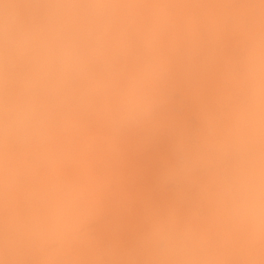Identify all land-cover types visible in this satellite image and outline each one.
Returning <instances> with one entry per match:
<instances>
[{"label": "bare ground", "instance_id": "bare-ground-1", "mask_svg": "<svg viewBox=\"0 0 264 264\" xmlns=\"http://www.w3.org/2000/svg\"><path fill=\"white\" fill-rule=\"evenodd\" d=\"M33 1H36L35 4H37L35 5ZM39 1L40 4L37 0H0V118L3 116L2 110L7 102L15 103L24 95L29 96L37 109L36 119L26 134L20 132L13 133L11 136H0V264H264V200L262 199V196H264V145H262L261 152L257 153L255 150L256 140L260 142L264 140V38L262 37L264 34L259 35L264 29L260 27L264 24L262 19L264 16L262 18V15L258 16L257 19L255 15L258 13H254L255 15L250 19L254 10L253 7H255L253 4L258 2L254 1L253 3L251 1L249 6L247 5L250 4L249 1L246 0V3L243 4V0H241L243 7L245 6L244 11L239 13L238 16L233 14L237 20H239V17L244 19L240 15H247L244 12L252 8L249 10L250 12L247 11L250 17L243 16L247 17V21H245H249L251 26L255 23L256 25H254L259 30L254 25L251 28L247 26L250 30L245 28L247 33L244 30L246 34L242 38L240 36L243 33L242 28V33L241 30L238 31L239 29L236 28L237 32L241 33H239L240 35L233 33L236 32L234 31L236 29L231 28L239 27L237 22L234 24L236 26L232 24L233 21H236L235 18L230 16L233 19H230L232 23L229 21L231 26H224L225 20L227 22V19H229L225 17H229L228 14H232L234 11L230 9L227 11L231 6L229 0V2L224 0L226 3L223 0H208L207 3L206 0H203L206 3L203 6H200L201 2L199 3V1L201 0H197V2L191 0L192 3H196V6L189 0H141L140 3L143 4L140 7L142 9H137L140 0H87L91 4L94 3L91 5L94 8H85V0L83 1L84 4L80 3L82 8L75 7L74 4L77 0L72 2L69 0ZM66 1L71 4L64 3ZM136 2L137 5L134 4ZM239 2L238 5L242 6ZM263 2L264 0H260L261 4ZM95 4H98V8L105 7V4L107 6L114 4V7L115 5L118 7L114 8L112 6L111 14L107 16L106 12L101 11L100 13L99 10L98 12ZM119 4L121 9L117 10L116 8L119 9L120 7ZM133 4L136 6L134 7ZM34 5L37 6L36 9L32 7ZM144 5H146V8ZM247 6L250 8H246ZM259 6L261 5L259 4ZM122 7L124 8L122 9ZM194 7L196 10H194ZM200 7L205 8V10L203 8L204 13L201 12L202 10L200 11L203 14H198L200 13L199 10L202 9ZM241 8L239 11H241ZM263 8L261 7V10ZM106 9L108 10V8ZM256 10L260 13V8ZM262 12L264 14V11ZM112 13H115L114 16H112ZM195 14L202 16L196 17L203 19V21L201 20L203 23H200L201 21L198 18L199 21L196 20L195 23ZM111 16L115 21L118 19L119 24L113 21L110 18ZM114 17H117V19ZM106 18H109V23H107L110 26L105 23ZM223 18L224 23L221 20ZM17 19L22 20L25 25L19 24ZM30 19H36L37 21L34 20L33 22L31 20V23ZM110 19L113 24L116 23L115 26L112 25V22L110 24ZM255 19L261 21L262 24L259 25L257 20V22H254ZM251 20L253 23H251ZM218 21H222L224 24V31L228 27L230 28L228 30H233V32H229L234 34V36L232 33L230 34L233 37L231 38L232 42H229L231 36L228 32V34L223 32L227 36L229 35L228 39H225L227 40L224 41L225 43L222 41L224 44L220 41V44H217L214 40H212L213 42L210 39V41L208 40L210 30L208 26L218 23ZM244 22H240V26ZM117 25L119 29H117ZM197 25L203 29L200 33L204 37L205 34L203 33L209 29L208 32L206 31L208 38L205 39L207 40L203 39V41V36H198ZM112 26L116 28L115 33H117V35L111 34L113 37L108 34V32L110 33L111 30L115 29ZM199 27L198 30H200ZM251 29L254 31V35L249 36L252 33ZM118 30L121 35L125 31L126 34L123 33V35L125 34L130 38L128 40L125 36L121 38ZM162 31L169 36L165 37ZM105 34L109 36H106L108 39H104ZM247 34L249 37H246ZM256 35L262 38L259 39L260 37L258 38ZM116 36L121 38L120 43H118H123L120 47L129 45L127 49L130 50L133 43L134 46L132 47L135 48H133L135 52L130 55L124 54V56H128L127 58L125 56L127 60L122 56L119 59L121 60L120 63H117L119 60L117 62H115L116 60L112 61L114 66L117 63V68L110 65L111 63H107L109 64L107 70L111 71L113 68L114 71L111 72L114 74L107 70H105L106 72L100 70L101 77L99 74V76L92 75V78L88 75L90 76L87 79L89 83L87 80V82H83L81 77L86 76L88 73L85 74V69L84 75L81 76V68L92 64H94V67L101 66L102 63L97 66L96 60H99V57H102V52H105L103 49L107 47L106 42L110 41L108 47H111L119 40V38L116 39ZM196 36L200 39L197 40ZM238 36H240V39H235ZM200 40L203 41V45ZM128 41L133 42L128 44ZM155 47H159V49ZM111 48H108V50ZM154 48L157 49L156 52ZM121 49L123 48L119 50ZM152 49L154 52H151ZM100 51H102L101 56H98ZM123 51L120 52L123 53ZM74 52L80 56V60H77L74 54L72 55ZM241 54H243V57H241L244 62L248 63L250 61L249 66L242 67L244 66L243 61L238 62V56ZM87 55H91L93 61L96 62H92V58L89 60ZM93 55L97 56L93 57ZM72 57H75L74 60ZM83 57L85 59L87 57V61ZM122 58H124V62H122ZM99 61L98 63H100ZM241 62L243 65H241ZM77 63L82 64H79V66ZM118 64L121 66L118 67ZM103 66L105 67V65ZM163 66L169 70L171 75L170 79L172 81L168 82L172 85L169 84V88L175 87L177 89L176 86H178L186 97L184 98L188 102L187 106L194 109V115H197L201 125L206 130H212L210 139L206 134L209 141L201 137L204 139L201 143L205 145L201 144V146H204L201 148L203 149L201 155H196L195 152L197 151H195L194 145L191 144V147V145H188L190 143L186 141L188 135L185 136V134H189V130L185 134L183 132L186 131L184 130L185 127L188 128V123L184 124L185 121L183 123L179 121L183 117L178 118L175 122L177 126V123L181 124L182 127L185 126L183 129L174 124L175 118L171 115L174 114L177 117L178 114L168 101H173L175 98L177 100V96L167 101L165 93L162 94L164 91L161 92L159 89L150 91L147 90L148 87L145 88L144 84L147 80H154L155 75L157 77L161 76L160 73L164 71ZM91 67L89 70L92 69ZM72 68L75 69L72 70ZM101 68L103 67L101 66ZM114 68L120 71H116ZM115 71L118 75L123 73L124 80H126H122L123 86L120 88L122 89V92L119 91L120 95L117 93V90H120L118 87L115 88V93H111L113 97L120 96L114 97V103L117 106L121 104V108L115 105L117 107L116 111L123 108V116L129 115L128 117L125 116L126 119L131 118L134 114V117L139 116V118L136 117L137 119L134 118V121H138L140 133L142 130L141 136L135 139L134 134L136 131L133 132L134 129L136 130L133 127L135 124L132 125L133 122L127 121L131 122V124H128L132 128L130 126L128 127L131 129L127 128L130 130H126L121 125L123 130L132 131L131 134L134 133L132 134L133 139L129 137L130 134L125 137L126 139L123 137L125 139V141L123 140L124 143L121 140L122 138L118 137L122 135L118 133L123 130L117 126L121 130L117 132L116 129L118 128L111 125L115 121L107 126L108 122H104L105 119L102 117L101 122L99 120L100 123L96 122L100 117L99 114L97 119L96 115L93 120L90 117L87 118L86 116L91 113V111L88 113V108H85L84 112H80L83 111V107L88 106L83 102L86 98L85 93H83L84 99L80 101L85 106L77 107L76 111H70V109L75 108L76 104V106L81 104L78 101V96L75 97L77 93H75L76 95L72 94L76 90L71 89H76L75 85L79 83V80H81L79 84L83 82L82 85H85H81L82 90L86 87V91H89L88 87H92V91L95 90L94 92L97 94L102 83L105 87L108 86L107 82H111V76L108 75L111 74L113 77ZM107 72L110 74H107ZM105 73L108 78L110 77L108 81L106 80L108 78L104 75ZM72 74H77L76 77L73 76L78 81L75 85H73L75 81L69 79ZM102 76L105 78V82ZM118 79L121 80L122 76L120 75ZM118 79L114 78L112 80L117 81ZM255 80L257 82L251 83ZM129 81L130 83H128ZM86 84H88V87ZM150 84L152 83L150 82L149 86ZM109 85L111 89L113 84ZM107 90L109 88L106 87L103 92H107ZM174 90L170 92V95ZM162 95L163 99L165 98L164 101ZM208 95L210 96L208 97ZM90 96L93 97V95ZM149 96L157 100L159 104L162 101L160 104L162 106L158 108L150 103ZM71 97L78 98V100L72 99V101ZM91 98L90 100H92ZM117 99L118 101H116ZM67 100H71V103H69L71 106L68 105L70 101ZM87 100L85 99V101ZM181 101L179 102L182 103L184 100ZM72 102L75 103L72 104ZM179 102L181 108L182 105ZM73 105L74 107H72ZM167 106H170L169 108L174 111L171 110L170 117L166 116ZM79 109L82 110L77 112ZM187 110L189 108L185 111ZM125 111L127 114H125ZM181 112L182 114L185 113L184 110ZM122 114L119 113L120 117ZM185 115L188 116V114ZM194 117L197 123V117ZM194 117L193 120H195ZM87 119H90V121ZM95 119L96 121L93 123ZM106 120L108 121V119ZM184 120L186 119L184 118ZM171 122L176 126V128L173 125L170 127L174 128L173 130L169 128ZM121 123L124 124V121ZM165 123L169 125L167 126ZM164 128L166 130L169 128L171 131L168 129L169 132L166 130L164 132ZM195 129L198 130V126ZM210 130H207V132ZM148 132L151 135L150 138ZM180 133L181 135L184 134L185 139H183V136L181 139ZM194 133L196 134L193 135L198 136L197 131H194ZM191 134L192 132L188 137H192ZM158 135H161L165 140L163 142L165 145L162 142V145L156 142L155 139L160 142ZM116 136L121 144L123 143L121 152H117L118 147L113 141L117 140V138L114 139ZM144 137L149 138L146 142L152 146L145 144ZM177 140H180V142L185 140L187 143L183 141L182 146L185 147L186 143L189 146V148H186L193 149V151L189 150L191 153L193 152V155H189L191 153L186 148L184 152L189 154H181L184 148L178 144ZM238 140L239 143L236 142ZM230 142L233 143V146ZM155 143H157V146H154ZM176 143L182 148L175 147ZM142 144L150 148L148 147L145 150ZM234 145L236 146L234 147ZM206 146L210 149V152L213 147L221 149H218L219 154L223 152L225 155L227 153L225 151H228L225 157L230 165H227L225 170L221 169L222 172L227 171L225 172L226 177L223 175V180L226 183L213 184L214 179L212 178L214 176L205 172L209 169L207 167L208 162H213L211 157H213V160L216 159L215 155L210 157L207 153L209 151L205 148ZM242 146L247 148L244 150ZM225 147L227 150H225ZM175 148L180 151L177 152ZM141 151L146 152L143 154ZM247 151L253 153L248 157L246 155ZM176 152L179 155L173 159L172 155ZM239 152L241 153L239 154ZM184 154L188 157H185ZM138 156H141V159ZM180 156L184 159L182 160ZM193 157H195V160ZM135 158H138V161H136L138 164L135 163ZM231 158L233 160L236 158V162ZM227 159H229V162ZM185 160L189 162L187 163ZM196 160L200 163L203 162L201 169L202 167L205 168L204 164L207 163V169L201 170L198 168L202 171L200 174L199 170L196 171L197 166L193 164L198 165ZM180 161L186 163L183 162L182 170L179 169V167H182ZM213 163L217 165L218 162L215 160ZM172 166H175L173 167L175 169ZM193 166H196V170H193ZM185 167L188 169H186L187 171H185ZM212 168H214L213 164ZM168 171L172 172L173 175ZM208 172H211V170ZM167 173L169 176L172 175V177L170 176L171 179H178L176 176L179 175L183 178L187 177L185 179L188 180L193 175L196 178L191 177L190 181L184 179V184L189 182L185 184L187 191L183 188L184 184L181 178L179 179L182 180V185L178 182V179V181H174H177L176 184L179 183L180 186H173L181 188L168 191L166 186L169 183H166L170 177H166ZM208 174L212 178L209 179ZM206 175L205 179L204 176ZM230 176L232 179L229 178ZM163 179L166 181H162ZM230 181L233 183L235 193L237 191L246 193L250 186L258 192V200L261 202L258 214H249L243 203L234 196L236 194L233 191L231 193V187L227 185ZM171 182L173 183V181ZM162 183L166 189L162 186ZM190 183H194L195 186L191 185L192 194L190 193L189 196ZM206 184L208 189L205 187ZM211 184H213L212 187ZM200 190H202V193H200ZM187 198L189 199L187 200ZM192 201L194 204L195 201L198 202L194 205ZM199 206H202V210ZM196 207L200 208V213L204 212L203 216L202 214L198 216L197 212L199 210H195ZM162 239L168 241L166 250H161L159 247V242Z\"/></svg>", "mask_w": 264, "mask_h": 264}, {"label": "rangeland", "instance_id": "rangeland-1", "mask_svg": "<svg viewBox=\"0 0 264 264\" xmlns=\"http://www.w3.org/2000/svg\"><path fill=\"white\" fill-rule=\"evenodd\" d=\"M37 1H38V3L40 4V1H39V0H37ZM64 1H65V0H64ZM69 1L72 2L73 0H69ZM69 1H68V2H69ZM74 1H75V0H74ZM83 1H84V0H77V1H75L76 4H74V2H73V4L75 5L76 8H77V6H78V8H82V6H81L80 3L82 2V3L84 4ZM85 1L87 2V3L85 2V4H86V5H84L85 8H86V7H87V8H92V7H93V6L91 7V5H93L94 3L91 4L89 1H87V0H85ZM176 1H177V0H176ZM183 1H186V0H183ZM189 1H191V0H189ZM192 1H194V0H192ZM192 1H191V3H192ZM195 1L197 2V0H195ZM195 1H194V2H195ZM198 1H199V0H198ZM204 1H205V0H204ZM223 1H224V0H223ZM225 1H226V0H225ZM225 1H224V2H225ZM229 1H230V2H229ZM229 1L227 0L226 2L231 3V4H230L231 6H229L228 9H227V8H225V9H227V11H229V9H230L231 11L234 10L235 13H234V11H233L232 14H231V13L228 14L229 17H225L226 19L229 18V19H227V22H226V20H225V25L223 24V23H224V21H223L224 18L221 19V20L223 21V23H222V21H221V22L218 21V23H214L215 25H214V24H210L211 26H208V28L210 27V30L208 29V30H209V34H208V37H209V38L206 36V35H207L206 31L208 32V30H206L207 28L204 29V30H206V31L203 33V34H205V37H204V36L202 35V33H200V31H201L202 28H200V27L197 25V26L200 28V30H198V27L196 26V28H197V29H196V30H197V33L199 34L198 36H199V37H200V36H203L202 40H203V39H204V40H207V39H205V38L207 37L208 40H209V39H210L211 41L214 40L215 43H217V44H220V42L222 43V41H223V42H224V41H227V40H225V39H226L227 37H229V35L233 32V30H232V29H231V30H228V29H230V28L228 27V29L226 28L227 30L224 31L223 28H225L226 26H231L230 22L233 20L232 18H235V17L233 16V14H237L236 16H238L239 13L243 12V11H244V8H245V6L243 7V4L246 3V0H243V4H242L241 0H240V2H239V0H238V1H237V0L235 1V0H234L236 3H235L233 0H229ZM247 1L250 2V4H247V5H249V6L251 5V1H252L253 3H254V1H256V2H258L261 6H259L258 3H257L258 5H257L256 3H255V4L252 3L255 7H253V8H254L253 12L251 11V12L253 13V14L251 13V17L248 16V15H250V14H249L247 11L251 10L252 8L249 7V8H250V9H249L248 6H247L246 8H248L249 10H246V12H244V13H247V15H246V14H243V15H246V16L250 17V19H251L252 16H254L256 13H258L259 15H258V14L255 15V16H257L256 18L258 19V16H261V15H262V16H261V18H262V17L264 16V14H263V12H262V11H264V8L261 10V7H264V4H263L264 2L262 3V4H263V5H262V4L260 3V0H247ZM35 2H36V1H33L34 4H35ZM42 2H43V1H42ZM68 2L66 1V2H64V3H68ZM140 2H141V0L138 2L139 4H138L137 2L134 3V4H136V5H137V4L139 5V6L137 5V7H138V8L136 7L137 9H139V8L142 7V4H143V3H140ZM194 2H193V3H194ZM200 2H201V5H200V6H203L204 4H206V3L208 2V0H206V3L203 2V0L199 1V3H200ZM226 2H225V3H226ZM238 2H239V4H241L242 6L238 5ZM193 3H192V4H193ZM233 3H234V4H233ZM247 3H248V2H247ZM36 4H37V3H36ZM36 4H35V5H36ZM39 4H38V5H39ZM68 4H69V3H68ZM70 4H71V3H70ZM70 4H69V5H70ZM79 4H80L81 7L79 6ZM89 4H90V5H89ZM134 4H133V6L135 7L136 5H134ZM235 4H237V5H235ZM35 5L32 6V7H35V9H36L37 6H35ZM95 5H96L95 8L97 9L99 6H98V4H95ZM100 5H101V4H100ZM102 5H104V4H102ZM108 5H109V4H108ZM113 5H114V4H110L109 6H107V4H105V7L102 6V7H100L101 9L98 8L97 11L99 10L100 13H101V11H103L104 13L106 12V13H107V16H110L109 14H111L110 11L113 9V7H114ZM193 5L196 6V3H194ZM198 5H199V4H198ZM225 5H226V4H225ZM227 5H229V4L227 3ZM232 5H233V6H232ZM39 6H40V5H39ZM106 6H107V7H106ZM112 6H113V7H112ZM119 6H120L119 9L116 8L117 10H120V9H121V5H120V4H119ZM140 6H141V7H140ZM206 6H207V5H206ZM237 6H238V7H237ZM239 6L242 7V8H241V11H239V10H240V7H239ZM257 6L260 8V13L256 10V9L259 10V8H258ZM111 7H112V8H111ZM115 7H118V6L115 5ZM115 7H114V8H115ZM134 7H133V8H134ZM144 7L146 8V5H144ZM144 7H143V8H144ZM233 7H234V8H233ZM236 7L238 8L237 12H236ZM93 8H94V7H93ZM106 8H108V10H107ZM123 8H124V7H122V9H123ZM196 8H197V7H196ZM200 8H202V7H200ZM203 8H204V7H203ZM203 8L200 9L199 12H200L201 10H202L201 12H203ZM231 8H232V9H231ZM109 9H110V10H109ZM131 9H132V8H131ZM141 9H142V8H141ZM194 10H196L195 7H194ZM204 10H205V8H204ZM99 11H98V12H99ZM107 11H108V12H107ZM114 11H115V10H114ZM114 11H112V12H114ZM238 11H239V12H238ZM254 11H255V12H254ZM109 12H110V13H109ZM115 12H116V11H115ZM201 12H200V13L197 12V13H198V14H203V13H204V12H203V13H201ZM225 12H226V11H225ZM249 12H250V11H249ZM261 12H262V13H261ZM194 13H196V12L194 11ZM226 13H229V12H226ZM254 13H255V14H254ZM112 14H113L112 16H114L115 13H112ZM198 14H197V15L195 14V18H196V19H195V23L197 22L196 20L199 19L198 17L201 16V15L198 16ZM226 15H227V14H226ZM243 15H240V16H241V18L244 17V19H243V18L240 19V17H239V20H237V18H235L236 21H233V23L231 22L233 25L235 24V22H237V25H239V27H240V28H239V27H231V28H234V29L238 28V29H239L238 31H240L241 28H242V30H243V33H242V30H241L242 35H240V34H241L240 32H239L240 34L237 32V29L234 30V31H236V32H233V33H235V34H237V35L239 34L240 36H242V38H244V36H245L244 34L247 33L246 31H247V30H250V29H248V27L251 28V27H254V26L256 25V24L253 23L252 20H251V23H253V25L255 24L254 26H253V25L251 26V24L249 23V21L246 22V21H247V20H246L247 17L245 18V16H243ZM31 16H32V15H31ZM104 16H105V15H104ZM112 16H111L110 18H112ZM196 16H198V17H196ZM230 16H231L232 18H230ZM105 17H106V16H105ZM201 17H202V16H201ZM29 18H32V17H29ZM29 18H28V19H29ZM114 18L117 19V17H114ZM197 18H198V19H197ZM261 18H259V19L261 20ZM14 19H15V18H14ZM23 19H24V18H23ZM230 19H232V20H230ZM235 19H234V20H235ZM248 19H249V18H248ZM257 19H255L254 22H257V21H258ZM262 19L264 20V18H262ZM24 20H25V19H24ZM31 20H32V19H30V21H31ZM34 20H36V19H33L32 21L34 22ZM106 20H107V21H106L105 23H107V22L109 23V18H108V19L106 18ZM110 20H111V19H110ZM112 20H113V18H112ZM112 20L110 21V24H111V22H112V25L115 26L116 23L113 24V21H115V20H113V21H112ZM117 20H118V19H117ZM117 20H116L115 22H117V24H119V20H118V21H117ZM199 20H200V21H201V20L203 21V19H199ZM199 20H198V21H199ZM240 20H242V21H240ZM243 20H244V21L246 20V21L244 22ZM256 20H257V21H256ZM13 21H15V20H13ZM17 21H18L19 24H21V25H25V24L23 23L22 20L17 19ZM25 21H28V20H25ZM30 21H29V22H30ZM32 21H31V23H32ZM36 21H37V20H36ZM36 21H35V22H36ZM202 21H201L200 23H203ZM229 21H230V22H229ZM239 21H240V22H244V24L242 23L241 26H240V22H239ZM29 22H26V23H29ZM228 22H229V23H228ZM260 22H261V21H258V24H259V25L262 24V22H261V23H260ZM263 22H264V21H263ZM16 23H17V22H16ZM31 23H30V24H31ZM108 23H107V25L110 26ZM200 23H199V24H200ZM238 23H239V24H238ZM197 24H198V23H197ZM218 24H220V25H218ZM226 24H228V25H226ZM212 25H213V26H212ZM216 25H217V26H216ZM223 25H224L225 27H224ZM233 25H232V26H233ZM259 25H258V26H259ZM114 26H112V27H114ZM234 26H236V25H234ZM247 26H248V27H247ZM262 26H263V27H262ZM262 26L260 25L261 28H264V24H263ZM112 27H109V28L111 29ZM118 27H119V26L117 25V29H119ZM214 27H215V28H214ZM220 27H221V28H220ZM243 27H244V28H243ZM107 28H108V27H107ZM114 28H115V27H114ZM114 28H113V29H114ZM216 28H217V29H216ZM245 28H246L247 30H245ZM255 28H256V26H255ZM261 28H260V30H262ZM218 29H219V31H218ZM220 29H221V30H220ZM256 29H258V27H257ZM244 30H245L246 33L244 32ZM251 30H252V29H251ZM258 30H259V29H258ZM258 30H256V31H258ZM108 31H109V29H108ZM111 31H112V32H110V33L108 32L109 35H111V34H112V35H115V34L117 35V33H115V32H116V28H115L114 30H111ZM118 31H119V30H118ZM118 31H117V32H118ZM164 31H165V30H164ZM164 31H162V32H163L162 34H163L165 37H168L169 35H168V34H165ZM198 31H199V32H198ZM202 31H203V29H202ZM220 31H221V32H220ZM230 31H232V32L229 33ZM256 31H255V32H256ZM165 32H166V31H165ZM195 32H196V31H195ZM195 32H194V33H195ZM223 32H226V33L228 32L229 35L227 36V35H226L225 33H223ZM249 32H250V31H249ZM118 33H120V31H119ZM123 33L126 34L125 31H123ZM123 33H122V35H123ZM166 33H167V32H166ZM197 33H195V34H197ZM228 33H227V34H228ZM233 33H232V34H233ZM253 33H254V31L252 30V33H250V34L248 33V34H249V36H250V35H252ZM258 33H259V32H258ZM258 33H257V35H258ZM125 34L122 36L121 33H120L121 36H120V35H119V36L122 38V37L125 36ZM160 34H161V33H160ZM162 34H161V35H162ZM210 34H211V35H210ZM248 34L246 35V37L248 36ZM255 34H256V33H255ZM260 34H261V35H260ZM263 34H264V29L262 30L261 33H259V35L262 36ZM112 35H111V36H112ZM166 35H167V36H166ZM225 35H226V36H225ZM243 35H244V36H243ZM253 35H254V34H253ZM257 35H256V36H257ZM106 36H108V35L105 34L104 39L106 38ZM119 36H116V37H117L116 39L119 38V40H117V41L115 40L118 46L115 45L116 43H114V42H115V41H114V42H112V43H114V44L111 43L113 46L110 44L111 47H112V48H111L110 46L108 47V43H109L110 41H109V42H106L105 45H107V47H108V48H111V49L108 50V48L106 47V48H107V51L105 50L106 48H104L103 51L108 52V53H105V52L103 53L102 51H100V52H99V55L97 54L98 56H101L100 53L102 52V57H99V58L101 59V60L99 59L100 61H99V60H96L97 62H96V61H93L92 56H91V55H87L88 58H89V60H91L90 58H92L91 61H92V62H96L97 66H98L99 64L102 63L103 65H105L106 68H105L102 64H101V66L104 68V70H103V68H101L100 65H99L100 68H99V66H98V67H96V66L94 67V64H92V62H91V64H92L91 66H92V67H91L90 65H85V64H83V65H85L86 68H85V67L81 68V69H82V71H81V72H82L81 76L84 75L83 73H85V72H84L85 69H86V70H85V71H86L85 74L88 73L86 76L84 75L86 78H85L84 76L81 77L82 80H83V82H85L90 76H91V78H92V75H94V76H95V75H97V76L100 75V77H101V75H102V74H101V71L106 72L105 70H107V68L109 67V64H110V63H111L110 65L113 64L112 61H115V60H116L115 62H117V60L121 59V57L124 56V54H129V55H130V54H132L133 52H135V51H134L135 48L132 47V46H134L133 43H132L133 41H132V42H129V41L132 40V38H131V40L129 39V41L127 42L128 44H131V43H132V44H131L132 46L130 45V46H131V49H130V50L132 51V52H131L129 49H127L128 46H129V45H128V46L126 45L127 43H124V44L126 45V47H125V46L122 47L123 45L120 47V45L123 44V43L119 44V43H120V39H121ZM159 36H160V35H159ZM164 36H162V37H164ZM198 36H196V38H197ZM230 36H231V37H229V42H232L233 40L231 41V38H233V37H232V35H230ZM233 36H234V34H233ZM240 36H238L239 38H238V37L235 38L236 36H235L234 38L238 40V39H240ZM249 36H248V37H249ZM256 36H254V37L256 38ZM260 36H259V37H260ZM108 37H109V36H108ZM112 37H113V36H112ZM112 37H110V38H112ZM125 37L127 38V40H128V38H130L129 36H125ZM210 37H211L212 39H211ZM220 37H222V38L220 39ZM257 37H258V36H257ZM259 37H258V38H259ZM262 37L264 38V35H263ZM262 37H260L259 39H261ZM106 39H108V38H106ZM114 39H115V38H114ZM198 39H200V38H197V40H198ZM227 39H228V38H227ZM111 40H112V39H111ZM127 40H126V41H127ZM202 40H200V41H202ZM204 40H203V41H204ZM210 40H209V41H210ZM200 41H199V43H200ZM203 41L201 42L202 45H203ZM219 41H220V42H219ZM234 41H236V40H234ZM239 41H240V40H239ZM118 42H119V43H118ZM122 42H123V40H122ZM212 42H213V41H212ZM262 42H263V40H262ZM224 43H225V42H224ZM224 43H222V44H224ZM226 43H227V42H226ZM263 43H264V42H263ZM134 44H135V43H134ZM114 46H115V47H114ZM120 48H123V49L119 50ZM133 48H134V49H133ZM155 48H157V47H155ZM155 48H154V50H155V52H156V50L159 49V47H158L157 49H155ZM114 49H115V50L117 49V50H116V51H113ZM123 50H124V51H123ZM152 50H153V49H152ZM154 50L151 51V52H154ZM118 51H119V52H118ZM120 51H121V52L123 51V53H121ZM129 51H130L131 53H130ZM72 52H73V51H72ZM115 52H116V53H115ZM117 52H118V53H117ZM124 52H125V53H124ZM128 52H129V53H128ZM157 52H158V51H157ZM243 52H244V51H243ZM96 53H97V52H96ZM73 54H74V56H76V59H77V60H80V59H81L80 56H79L78 54H76L75 52L72 53V55H73ZM94 54H95V53H94ZM106 54H107V56H106ZM109 54H110V55H109ZM112 54H113V55H112ZM117 54H118V55H117ZM120 54H121V56H120ZM70 55H71V54H70ZM97 55H95V56H97ZM238 55H239V54H238ZM238 55H237V56H238ZM242 55H243V54H241L240 56H238V57H239V58H238V59H239L238 62L243 61V60H242V57H243ZM95 56L93 55V57H95ZM125 56H126V55H125ZM125 56H124V58H125ZM241 56H242V57H241ZM70 57H71V56H70ZM70 57H69V58H70ZM108 57H109V58H108ZM114 57H115V58H114ZM127 57H128V56H126V58H127ZM240 57H241V58H240ZM72 58H73V60H74L75 57H72ZM79 58H80V59H79ZM83 58H84V57H83ZM88 58L86 57V59H88ZM97 58H98V57H97ZM102 58H103V59H102ZM124 58H122V59H123L122 62H124L125 60H127L126 58H125V60H124ZM84 59H85V58H84ZM86 59H85V60H86ZM95 59H96V58H95ZM240 59H241V60H240ZM70 60H71V59H70ZM85 60H82V61H85ZM75 61H76V60H75ZM82 61H80V62H82ZM86 61H87V60H86ZM86 61H85V62H86ZM98 61H99L100 63H98ZM105 61H106V62H105ZM120 61H121V60H119L117 63H120ZM236 61H237V60H236ZM122 62H121V65H122ZM238 62H236V63L238 64ZM249 62H250V61H249ZM249 62H248V63H249ZM88 63H89V61H88ZM107 63H109V64H107ZM117 63H115V66H114V65H112V66H113V67H116V66H117V65H116ZM241 63H242V62H241ZM241 63H240V64H241ZM243 63H244V66H242V67H245V66L247 67V65L249 66L248 63H246V62H244V61H243ZM243 63H242L241 65H243ZM245 63H246V65H245ZM251 63H252V62H251ZM73 64H74V63H73ZM77 64H78V63H77ZM79 64H82V63H79ZM79 64H78V65H79ZM119 65H120V64H118V67H119ZM121 65H120V66H121ZM127 65H128V64H127ZM73 66H74V65H73ZM75 66H76V65H75ZM75 66H74V67H75ZM79 66H80V65H79ZM112 66H110V67L112 68ZM236 66H237V65H236ZM238 66H240V65L238 64ZM90 67L92 68L91 70H89ZM240 67H241V66H240ZM76 68H77V67H76ZM93 68H94L95 70H94ZM116 68H117V67H116ZM68 69H69V68H68ZM70 69H71V68H70ZM73 69H75V68H72V70H73ZM96 69H97V70H96ZM98 69H99V70H98ZM114 69H115V68H114ZM153 69H154V68H153ZM155 69H157V68L155 67ZM162 69H163L164 71H163L162 73H160V74H161L160 77H157V75H155V76H156L155 78H157L158 80L155 79L154 77H153L154 80H150V81L147 80V82H145V84H144V85H145V88L147 89V87H148L147 90H150V91L157 90V89H159V91L161 90V92L164 91L162 94L165 93L166 97H165V96H164V97L167 99V101H168L169 99H170V100H171V99H174V98L177 96V100H176V98H175L173 101H172V100H171V101H168V103L170 102V103H169L170 106H171L172 108L174 107V108H173L174 111L177 112L178 115H179V114H180V115H179V116L177 115V117H176V115H174V114L171 115L170 112H171V110L173 111V109H170V108H169L170 106H167V107H166V108H167L166 116H169V117H170V115H171L172 117H174V118H175L174 124H175V122L178 120V118L180 119L181 117H183V118H182L181 120H179V121H181V123H183V122L185 121L184 124H186V122L188 123V128H186V127L184 126V124H183V126L185 127L184 130H186V131L183 132V133L185 134V133L188 132V130H189V134L186 133L185 136H187V135L189 136L191 132H192L191 135L196 134V133H194V131H197V135H198V136H196V135H193L192 137H191V136H190V137L187 136V137H186V141H188V143H190V144H188V145H191V144L194 145L195 151H197V152H195L196 155H197V154H198V155H201V153H202L201 151H203V149H201V148L205 146V145H204L203 143H201V142H202V140H204V139L207 140V141H209V140H208V137H209V139H210V137L212 136V130L207 129V130H210V131L207 132V130L201 125V123H200V121H199L197 115H196V114L194 115V109H192V108H190L189 106H187V105H188V104H187L188 102H187V100L185 99L186 97L182 94V91H181V89H180L178 86H176L177 89H176L175 87L173 88L172 86H171V87H172L171 89L169 88V87H170L169 84H171V83L168 82V81H172V80L170 79V78H171V77H170L171 75L169 74V70L166 69L165 66H163ZM235 69H236V68H235ZM100 70H101V71H100ZM115 70L117 71V70H119V69H115ZM158 70H159V69H158ZM160 70H161V69H160ZM93 71L95 72V74H93V73H94ZM96 71L99 72V73H97ZM107 71H109V69H108ZM111 71H114L113 68L111 69ZM111 71H109V72H111ZM116 71H115V75H114L113 77H114L115 79H118V77L121 75V76H122V79H121V80L118 79L119 81H118V80H117V81L112 80V79H114V78L112 77V75H111V74H114L113 72H111V74H110L109 72H107V74H110V75H108V76H111V78L109 77V78L111 79V80H110L111 82H109V83L107 82V84H108L109 87H108L107 85H106V87H107V89L109 88V90H110L111 92H108L109 90H107V92H105V91L103 92V90H104L106 87H105V85H103L104 83H102V85L99 84L101 87L99 88L100 90L98 89L99 93H98V91H97V94H98V95L101 94L103 97H102L101 95L98 96V95L96 94V92H94L95 90L92 91L93 88H92V87H91V88L88 87V84H86V85H87V87L89 88V91H90V92H89V91H86V89H85L86 87H84L85 90H84V89L82 90V86H85V85H82L83 82H81V84H79L80 81H81V80H79L80 77H78L79 79L77 78V79L79 80V83H78V81L73 77L75 74H74V75L72 74V76L69 77V79L72 80L73 82L75 81V83H74L73 85H75L76 83H78V84L75 85V88H76V89L70 87L72 90H76V92H73L72 90H70V91H72V92H73L72 94H74V95H76L75 93H77V95H76L75 97L78 96L79 100H78V98L75 99V97H73V98L71 97V100H72V99H75V101L78 100V101L80 102V101L83 100L84 97L86 96L85 99H86V100L88 99V100L85 101V99H84L83 102H85V105H86V106H87V105L89 106L90 104H91V105H90V107H88V106H87V107H83V106H85V105H82V104H84V103L80 102V103H81L80 106H79V105L76 106V105H77V104H76V105H75V108H74V109H70V111H71V110H75V111H76L77 107H78V108H79V107H80V108L83 107V108H82L83 111H80V110H82V109H79V110H77V112H78V111H80V112H84V111L88 108V109H87V110H89L88 113H90V111H91L92 114H91V113H90L89 115L86 114V115H87V116H86L87 118L90 117V119L93 120L95 115H96V116H95L96 119H97V117H98V114H99V116H100L99 119H97V121H96V119H95V120L93 121V123H95V121L98 122V123H100V122H101L100 119H101V117H102L103 119H105V120H103L104 122H105V121H106V123L108 122V123H107V126H109L108 124H110V123H112V122L115 121L113 124H111V125H113L114 128H118V127H120V129H122V126H123V128H126V130H130L132 127H131L128 123L131 124V122H133L132 125L135 124V126H133V127L136 128V130L134 129L133 132L136 131V133H135V134L132 133V134H134L135 139H137L139 136H141L142 130H141V133H140V130H139V127H140V126H138L139 124H138V121H137V120L134 121V120H135L134 118H136V117L139 118V116L134 117L135 114L133 113L134 115H133L132 117L130 116L131 118H127V119H126V118H125L126 115L123 116V114H122V113L124 112V111L122 112V110H124L123 108H122V109H118V110L116 111L117 107H118V106L120 107L121 104H119V105L117 106V104L114 103V102H115V99H114L115 96L113 97V95H112L111 93L114 92V91L116 92V89H115L116 87H118V88L120 89V88L123 86V82H122V80H124V78H125V77L123 76V75H124L123 73L120 74V75H118V74H116V73H117ZM119 71H120V70H119ZM74 72H75V71H74ZM104 72H103V73H104ZM158 72H159V71H158ZM160 72H161V71H160ZM67 73H68V72H67ZM72 73H73V72H72ZM90 73H91V74H90ZM96 73H97V74H96ZM120 73H121V72H120ZM163 73H164V74H163ZM98 74H99V75H98ZM157 74H159V73H157ZM160 74H159V75H160ZM162 74H163V75H162ZM66 75H67V74H66ZM70 75H71V74H70ZM76 75H77V74H76ZM76 75H75V77H76ZM88 75H90V76H88ZM104 75H105L106 78H108V76H106V73H105ZM116 75H117L118 77H117ZM72 77H73V78H72ZM116 77H117V78H116ZM83 78H85V79H83ZM93 78H94V77H93ZM98 78H99V77H98ZM102 78L104 79V82H105L106 80H107V81L109 80V78L105 80V78H104L103 76H102ZM102 78H101V79H102ZM67 79H68V78H67ZM73 79H75V80H73ZM103 79H102V81H103ZM126 79L128 80V78H126ZM161 79H162V80H161ZM64 80H65V81H68V80H66V79H64ZM70 80H69V81H70ZM97 80H98V79H97ZM72 81L70 82L71 85H72ZM87 81H88V80H87ZM87 81H86V82H87ZM90 81H91V80H90ZM100 81H101V80H100ZM112 81H113V82H112ZM114 81H115V82H114ZM120 81H121V82H120ZM124 81H126V80H124ZM116 82H117V83L119 82V83H118V86H117V83H116ZM148 82H149V83L151 82L152 84L154 83V85L150 84V86H149V83H148ZM158 82H159V83H158ZM160 82H161V83H160ZM163 82H164V83H163ZM254 82H257V81L255 80V81H253V82H251V83H254ZM88 83H89V81H88ZM95 83H96V82H95ZM111 83H112L113 85H111V89H110V85H109V84H111ZM115 83H116V85H115ZM126 83H127V82H126ZM128 83H130V81H129ZM147 83H148V84H147ZM162 83H163V84H162ZM165 83H166L167 85H166ZM173 83H174V82H173ZM97 84H98V83H97ZM105 84H106V83H105ZM120 84H121V85H120ZM156 84H157L158 86H157ZM81 85H82V86H81ZM119 85H120V86H119ZM124 85H125V83H124ZM126 85H127V84H126ZM171 85H172V84H171ZM173 85H174V84H173ZM77 86H78V87L80 86V87L78 88ZM112 86H113V88H112ZM151 86H153L154 88H152ZM155 86L157 87L156 89H155ZM159 86H160L162 89H163V88H164V89L162 90ZM163 86H164V87H163ZM72 87H74V86H72ZM94 87H95V86H94ZM142 87H143V86H142ZM77 88H78V89H77ZM88 88H87V89H88ZM101 88H102V89H101ZM145 88H144V89H145ZM150 88H151V89H150ZM80 89H81V90H80ZM94 89H95V88H94ZM114 89H115V90H114ZM124 89H125V87H124ZM173 89H175V90H177V91L174 90L172 93H174V92H175V93H174L173 95H172V93H171V95H170V92H171ZM101 90H102V93H101ZM121 90H122V89L117 90V93H119V95H120V92H122ZM166 90H167V91H166ZM83 91H85V92H83ZM119 91H120V92H119ZM124 91H125V90H124ZM168 91H169V92H168ZM81 92H82V94H81ZM115 92H114V93H115ZM157 92H158V91H157ZM166 92H168V93H166ZM177 92H178V93H177ZM79 93H80V94H79ZM83 93H85V94H84L85 96H83ZM88 93H89V94H88ZM94 93H95V94H94ZM117 93H116V94H117ZM159 93H160V92H159ZM176 93H177V94H176ZM103 94H104V95H103ZM108 94H109V96H108ZM150 94H151V93H150ZM175 94H176V95H175ZM179 94H180V95H179ZM228 94H230V93L228 92ZM74 95H72V96H74ZM87 95H88V96H87ZM90 95H93V97L90 96ZM106 95H107V96H106ZM110 95H111L112 97H111ZM119 95H117V96H119ZM178 95H179V96H178ZM96 96H97V98H95ZM105 96H106V97H105ZM117 96H116L115 98H117ZM159 96H160V95H159ZM170 96H172V98H170ZM173 96H174V97H173ZM180 96H181V97H180ZM201 96H202V95H201ZM205 96H206V95H205ZM209 96H210V95H208V97H209ZM211 96H212V95H211ZM229 96H231V94H230ZM82 97H83V98H82ZM91 97H92V98H91ZM99 97H100V98H99ZM119 97H120V96H119ZM154 97H156V96L154 95ZM161 97H162V99H163V95H162ZM179 97H180L181 99H183L184 101L182 100V101H183V102H182L181 99H180ZM184 97H185V98H184ZM206 97H207V96H206ZM212 97H213V96H212ZM80 98H81V99H80ZM90 98H91L92 100H90ZM151 98H152V97L149 96V102L152 103L154 106H156V107H158V108H160V107L162 106V105H160V104L162 103V101H160L161 103L159 104V102H158L157 100H155L154 98H152V99H151ZM165 98H164V99H165ZM202 98H203V97H202ZM67 99H68V98H67ZM96 99H97V100H96ZM101 99H102V100H101ZM119 99H120V98H119ZM150 99H151V100H150ZM164 99H163V101H164ZM178 99H179V100H178ZM208 99H209V98H208ZM211 99H212V98H211ZM71 100H67V101H70V102H68V105H70V106H71V104H69V103H71ZM98 100H99V101H98ZM159 100H160V99H159ZM175 100H176V102H175ZM72 101H73V100H72ZM88 101H89L90 104L88 103ZM93 101H94V103H92ZM116 101H118V99H117ZM179 101H181L182 103H180ZM112 102H113V103H112ZM171 102H175V103H171ZM178 102H179V103L182 105V107H184V108L181 107V108H182V109H181V108H180V105L178 104ZM74 103H75V102H74ZM74 103L72 102V104H74ZM86 103H87V104H86ZM105 103H106V104H105ZM109 103H110V104H109ZM119 103H120V102H119ZM168 103H167V104H168ZM93 104H94V106H93ZM108 104L111 105L112 107H111V106L109 107ZM113 104H114V105H113ZM163 104H164V102H163ZM177 104H178V105H177ZM183 104H184V105H183ZM185 104H186L187 107L185 106ZM81 105H82V106H81ZM115 105H116L117 107H116ZM164 105H166V104H164ZM172 105H173V106H172ZM174 105H175V106H174ZM176 106H178V107H176ZM72 107H74V105H73ZM72 107H71V108H72ZM100 107H101V108H100ZM104 107H105V108H104ZM185 107H186V109L189 108V110L185 111V110H186ZM69 108H70V107H69ZM85 108H86V109H85ZM103 108H104V110H103ZM120 108H121V107H120ZM84 109H85V110H84ZM91 109H93V110H91ZM94 109H95V112H94ZM97 109H98V110H97ZM113 109H114L115 111H114ZM179 109H180V111H179ZM66 110H67V109H66ZM66 110H65V111H66ZM109 110H110V111H109ZM182 110H184L185 113L182 114V112H181ZM67 111L69 112V110H67ZM67 111H66V112H67ZM174 111H173V112H174ZM98 112H99V113H98ZM102 112H103V113H102ZM109 112H110V113H109ZM118 112L120 113V115L122 114L121 117H120V115H119ZM187 112H188V113H187ZM195 112H196V111H195ZM85 113H86V112H85ZM94 113H95V114H94ZM100 113H101V114H100ZM117 113H118V114H117ZM171 113H172V112H171ZM110 114H111V115H110ZM125 114H127L126 111H125ZM131 114H132V113H131ZM175 114H176V113H175ZM185 114H188V116L186 117ZM190 114H191V115H190ZM137 115H138V114H137ZM84 116H85V115H84ZM109 116H110V117H109ZM128 116H129V115H128ZM128 116H126V117H128ZM189 116H190V117H189ZM194 116L197 117V121H198L197 123H196V118H195ZM107 117H108V118H107ZM111 117H112V118H111ZM123 117H124V119H123ZM140 117H141V116H140ZM172 117H171V119H172ZM193 117H194L195 120L192 119ZM176 118H177V119H176ZM184 118H185L186 120H184ZM188 118H189V119H188ZM84 119H85V118H84ZM90 119H87V120L90 121ZM106 119H108V121H107ZM113 119H114V120H113ZM121 119H123V120H121ZM131 119H133V120H131ZM136 119H137V118H136ZM171 119H170V120H171ZM191 119H192V122H191ZM99 120H100V122H99ZM116 120H117V121H116ZM119 120H120V121H119ZM125 120H126V121H125ZM128 120H130L131 122H130V121L127 122ZM138 120H139V119H138ZM140 120H142V119H140ZM170 120H169V121H170ZM172 120H173V119H172ZM85 121H86V120H85ZM89 121H88V123H89ZM103 121H102V122H103ZM118 121H119V122H118ZM122 121H124V124L121 123ZM169 121H168V123H169ZM86 122H87V121H86ZM136 122H137V123H136ZM190 122L192 123L191 125H190ZM90 123H92V122H90ZM140 123H143V122H140ZM168 123H167V124L165 123V125L168 126V125H169ZM116 124H117V125H116ZM177 124H178V126L182 127L181 124H179V123H177ZM195 124H197V126H198V130L195 129V128L197 127V126H195ZM111 125H110V126H111ZM121 125H122V126H121ZM170 125H171V126H169V128L172 127V125H173L172 122L170 123ZM175 125H176V124H175ZM175 125H173V126H175ZM107 126H106V127H107ZM115 126H116V127H115ZM117 126H118V127H117ZM126 126H127V127H126ZM128 126H130L131 128L128 127ZM167 126H165V128H167ZM176 126H177V125H176ZM176 126H175V128H176ZM178 126H177V127H178ZM186 126H187V125H186ZM189 126H190V128H189ZM192 126L194 127L195 130L193 129ZM113 127H110V128H111V129H114ZM180 127H179V128H180ZM184 127H182L181 129H183ZM191 127H192L193 131H191V130H192ZM108 128H109V127H108ZM127 128H130V129H127ZM165 128L163 129V131L166 130ZM169 128H168V129H169ZM120 129H119V128L116 129L117 132H118V130H120ZM168 129H167L166 131H168ZM170 129L173 130L174 128H173V129L170 128ZM170 129H169V131H171ZM181 129H180V131L182 132ZM190 129H191V130H190ZM107 130H108V129H107ZM122 130H123V129H122ZM126 130L124 129V130H123L124 132L120 130L121 133H118V134H122V135H121L122 137H121V136H118V137H119L120 139L122 138L121 140H122L123 143H124V141H125V139H126L125 137H127L129 134H130L129 137H130V138L132 137V139H133V135L131 134L132 131H131V132H130V131L127 132ZM184 130H183V131H184ZM125 131H126V132H125ZM166 131H164V132H166ZM169 131H168V132H169ZM149 132H151V131H149ZM149 132H148V134H149L148 137L150 138L151 135H150ZM138 133H139L140 135L137 136L136 134H138ZM151 133H152V132H151ZM183 133H182V135H181V133L179 134V135H181V136H180L181 139L184 137V136H183V135H184ZM206 134H208V137L206 136ZM135 135H136L137 137H136ZM152 135H153V134H152ZM155 136H156V135H155ZM155 136H154V138H156ZM158 136H159V135H158ZM158 136H157V138H158ZM182 136H183V137H182ZM205 136H206L207 139L205 138ZM118 137L116 136L114 139L117 138V140H113V141H114V144H116V147H118V148H117L118 150L116 149L117 152H121V150H122L121 147H122L123 143L121 144V142L118 140ZM123 137H124L125 139H123ZM199 137H200V138H199ZM201 137H202V138L204 137V139H202ZM146 138H147V137H146ZM146 138L144 137V139H145V144L147 143L146 140L149 139V138H147V139H146ZM152 138H153V137H152ZM189 138H190V139H189ZM191 138H193V139H191ZM183 139H185V137H184ZM187 139H188V140H187ZM200 139H201V140H200ZM123 140H124V141H123ZM130 140H131V139H130ZM150 140H151V139H150ZM150 140H149V141H150ZM155 140H156L157 143H159V145L161 144V142H162V144H164L163 142H165V140L161 137V135L159 136V140H160V142H159L157 139H155ZM155 140H152V141H155ZM235 140H236V139H235ZM242 140H243V139H242ZM149 141H148V142H149ZM177 141H178V140H177ZM183 141H185V140H183ZM183 141L180 142V140H179V141H178V144L182 146L183 144H181V143H183ZM186 141H185V142H186ZM189 141H190V142H189ZM191 141H192V142H191ZM240 141H241V140H240ZM250 141H251V140H250ZM179 142H180V143H179ZM185 142H184V143H185ZM232 142H233V141H232ZM232 142H230V144H231ZM236 142L239 143V140L236 141ZM236 142H235V143H236ZM243 142H245V141L243 140ZM246 142H247V141H246ZM262 142H264V140H262L261 142L256 140V142H255V144H256V149H255V150H256L257 153H259V152L262 151V148H263L262 145H264V144H262ZM150 143H151V141H150ZM157 143H155V145H154V144H153V145H154V146H157V145H156ZM186 143H187V142H186ZM186 143H185V145H184L185 147L182 146L184 149L182 150L183 152L181 151V152H182L181 154L185 153L184 151H186V149L188 150L189 153H191V152H190L191 150L193 151V149H188L189 146H187ZM248 143H249V142H248ZM250 143H251V142H250ZM120 144H121V145H120ZM143 144H144V142H143ZM143 144H142V145H143ZM147 144L149 145V143H147ZM162 144H161V145H162ZM201 144H203L204 146H203V145L201 146ZM251 144H252V143H251ZM164 145H165V144H164ZM231 145L233 146V143H232ZM231 145H230V146H231ZM245 145H246V144H245ZM143 146L145 147L144 149L146 150L149 146H152V145L150 144L148 147L145 146V145H143ZM174 146H175V147L178 146L177 143H176ZM181 146H180V147H181ZM235 146H236V145H234V147H235ZM240 146H241V145H240ZM251 146H252V145H251ZM180 147L178 146L177 148L179 149ZM182 147H181V148H182ZM186 147H188V148H186ZM191 147H192V145H191ZM191 147H190V148H191ZM226 147H227V146H226ZM226 147H225V148H226ZM149 148H150V147H149ZM185 148H186V149H185ZM205 148L207 149V151L210 152V149L207 148V146H206ZM210 148H211V147H210ZM213 148H214V147H213ZM213 148H211V152H210L211 154H210L209 152L205 151V150H204V151L207 152V153L210 155V157H211V155H212V156L215 155L214 157H216V159L213 160V157H211V159H212L213 162H214L215 160H217L218 163H217V165H216V164H214L213 162H208V166H207V167L209 168L208 171L211 170V172H208L207 170H206L205 172L210 173V175H213V176H214V178H212V176H209V174H208L209 179H210V177H211L212 179H214V182L212 181L213 184L215 183V185H216V184H218V183H222V182H225V183H226V181L223 180V175H224V177H226V176H225V172H227V171H225V172L223 171V172H224V174H223V172L221 171V169L223 168V169L225 170L226 167H227V165H230V164L227 163V161H226V157H225L226 154L228 153V151H225V152H227V153H225V155H224L223 152H221L222 154H219V152H220L219 150H221V149L218 148V149H219V150H218V149L215 147V148L217 149V150H216L215 148H214V149H213ZM225 148H224V149H225ZM231 148H232V147H231ZM245 148H247V147L242 146V149L245 150ZM254 148H255V147H254ZM254 148H253V150H254ZM208 149H209V150H208ZM229 149H230V148H229ZM251 149H252V148H251ZM175 150H176V148H175ZM175 150H174V152H175ZM189 150H190V151H189ZM225 150H227V148H226ZM230 150H231V149H230ZM143 151H144V150H143ZM176 151H177V150H176ZM178 151H180V150H178ZM178 151H177V152H178ZM215 151H218V152L215 153ZM231 151H233V149H232ZM239 151H240V150H239ZM141 152H142V151H141ZM141 152H140V153H141ZM145 152H146V151H145ZM145 152H142V153L145 154ZM177 152H176L175 154L173 153V155H172V156H173V157H172L173 159L176 158V156L179 155ZM188 152L185 153V154L188 155V154H189ZM254 152H255V151H254ZM142 153H141V155H142ZM192 153H193V152H192ZM192 153L189 154V155L192 156V155H193ZM195 153H194V155H195ZM207 153H205V154H207ZM236 153H237V152H236ZM240 153H241V152H239V154H240ZM242 153H243V152H242ZM252 153H253V152H252ZM252 153H250V151H247L246 155L249 157L250 154H252ZM185 154H184V156H185ZM217 154H218V155H217ZM239 154H238V155H239ZM244 154H245V153H244ZM139 155H140V154H139ZM232 155H233V154H232ZM254 155H255V154H254ZM142 156L145 157V155H142ZM146 156H147V155H146ZM181 156H182V155H181ZM181 156H180V157H181ZM184 156H183V157H184ZM203 156H204V155H203ZM205 156H207V155H205ZM233 156H234V155H233ZM233 156H232V157H233ZM236 156H237V155H236ZM138 157H140V159H141V156H138ZM143 157H142V158H143ZM185 157H188V156H185ZM189 157H190V156H189ZM198 157H199V156H198ZM210 157H208V158H210ZM227 157H228V156H227ZM252 157H253V156H252ZM178 158H179V157H178ZM190 158H191V157H190ZM190 158H189V159H190ZM193 158H194V160H195V157H193ZM201 158H202V157H201ZM203 158H205V157H203ZM181 159H182V157H181ZM183 159H184V158H183ZM183 159H182V160H183ZM189 159H188V160H189ZM196 159H197V158H196ZM205 159H206V158H205ZM205 159H203V160H205ZM231 159H232V158H231ZM234 159L236 160V158H234ZM144 160H145V159H144ZM144 160H143V161H144ZM186 160H187V159H186ZM186 160H185V161H186ZM191 160H193V159H191ZM198 160H199V159H198ZM208 160H209V159H208ZM208 160H207V161H208ZM227 160H228V162H229V159H227ZM232 160H233V159H232ZM235 160H233V161H235ZM244 160H245V159H244ZM136 161H138V158H137V159L135 158V163H137ZM185 161H183V162L185 163ZM189 161H190V160H189ZM189 161H186V162L188 163ZM196 161H197V160H196ZM201 161H202V160H201ZM210 161H211V160H210ZM180 162H181V161H180ZM183 162H181V163H182V167H179V169L181 168V170H182V168H183ZM197 162H198V161H197ZM235 162H236V161H235ZM239 162H240V161H239ZM139 163H141V162L139 161ZM142 163H143V162H142ZM202 163H203V162H202ZM202 163H200V161L198 162V165L195 164V163H193L194 165L197 166V167L195 166V167L197 168V170H196V168H195L194 166H193V168H194L193 170H196V171L198 172V170L201 169L200 167L203 166ZM209 163H210V164L212 163L214 168H212V164L210 165ZM137 164H138V163H137ZM185 164H186V163H185ZM190 164H191V162H190ZM193 164H192V165H193ZM199 164H200V165H199ZM206 164H207V163H206ZM206 164H204V165H205V168H206ZM139 165H140V164H139ZM177 165H178V164H177ZM192 165H191V166H192ZM209 165H210V166H209ZM198 166H199V167H198ZM173 167H175V166H172V168H173ZM176 168H178V167H176ZM187 168H188V166H187ZM187 168L185 167V171L188 170ZM198 168H199V169H198ZM205 168L202 167V169H204V170H205ZM210 168H212V169H210ZM170 169H171V168H170ZM173 169H175V168H173ZM186 169H187V170H186ZM202 169H201V170H202ZM206 169H207V168H206ZM214 169H215V170H214ZM201 170H199V174H200V172H202ZM204 170H203V171H204ZM212 170H213V171H212ZM172 171L174 172V170H172ZM177 171H178V170L176 169V172H177ZM183 171H184V170H183ZM168 172L170 173V171H168ZM190 172H192V171H190ZM190 172H189V174H191ZM197 172H195V173H197ZM205 172H203V174H205ZM212 172H213V173H212ZM220 172H221L222 174H221ZM228 172H229V171H228ZM178 173H179V172H178ZM211 173H212V174H211ZM214 173H215V174H214ZM170 174H172V172H171ZM180 174H181V173H180ZM183 174H185V173H183ZM183 174H182V175H183ZM186 174H187V173H186ZM197 174H198V173H197ZM197 174H196V175H197ZM226 174H227V173H226ZM228 174H229V173H228ZM165 175H166V174H165ZM165 175H164V177H165ZM172 175H173V174H172ZM172 175H170V176L172 177ZM176 175H177V173H176ZM176 175H175V176H176ZM187 175H188V174H187ZM221 175H222V176H221ZM229 175H230V174H229ZM168 176H169V174L167 173L166 177H168ZM170 176H169V177H170ZM175 176H174V178H175ZM197 176H198V175H197ZM227 176H228V175H227ZM166 177H165V178H166ZM169 177H168V178H169ZM171 177H170L169 180H167V183L165 182L166 184L169 183V185L166 186L168 191H169V190L175 191L174 188H176V189L181 188V187H178V186H176V187H173V186H174V185H179V186H180L182 180H183V182H182L183 184H184V182H185L186 180H188V179H185V178H187V177H184V178H183V176H181V175L176 176V177H178V179L181 178V179H182L181 181H180V179H179V181H178L177 178H175V179H171ZM191 177L193 178L194 175H193V176H190V179H189L188 181L191 180ZM202 177H203V176H202ZM204 177H205V179H206L207 175L204 176ZM194 178H196V177H194ZM197 178H198V177H197ZM199 178H201V177H199ZM229 178H231V176H230ZM166 179H167V178H166ZM184 179H185V181H184ZM209 179H207V180H209ZM212 179H211V180H212ZM231 179H232V178H231ZM170 180L173 181L174 184H173ZM174 180H177L180 184H179V183L176 184L177 181H174ZM193 180H194V179H193ZM211 180H210V181H211ZM162 181H166V180L163 179ZM168 181H169V182H168ZM195 181H196V180H195ZM208 182H209V181H208ZM163 183H164V182H163ZM163 183H162V186L164 185ZM188 183H189V182H186L185 184H188ZM209 183H211V182H209ZM209 183H208V184H209ZM185 184H184V186H183L184 190H186V188H187V187L185 186ZM193 184H194V183H193ZM193 184H191V183L189 184V189H188L189 196H190V193L192 194V186H191V185H193ZM213 184H211V187H212ZM181 185H182V184H181ZM224 185H225V184H224ZM227 185H229L228 187H231L230 191H231V193H233V192H234V189H233V183L230 181L229 184H227ZM193 186H195V185H193ZM209 186H210V184H209ZM163 187H164V186H163ZM185 187H186V188H185ZM203 187H204V186H203ZM205 187H207V184H206ZM250 187H251V186H250ZM250 187H249V188H250ZM164 188H165V187H164ZM183 188H182V190H183ZM193 188H194V187H193ZM197 188H198V187H197ZM249 188H248V189H249ZM165 189H166V188H165ZM199 189H201V188H199ZM207 189H208V187H207ZM182 190H180V191H182ZM184 190H183V191H184ZM186 191H187V190H186ZM186 191H185V192H186ZM197 191L199 192L198 189H197ZM201 191H202V190H200V193H202ZM205 191H206V190H205ZM207 191H208V190H207ZM232 191H233V192H232ZM176 192H177V191H176ZM193 192H194V191H193ZM234 194H236V193L234 192ZM261 194H262V193H261ZM181 195H182V194H181ZM183 196H184V194H183ZM234 196H236V195H234ZM186 197H187V196H186ZM193 197H194V195H193ZM195 197H196V196H195ZM258 197H259V195H258ZM262 197H263L262 199L264 200V196H262ZM233 198H235V197H233ZM236 198H237V196H236ZM185 199H186V198H185ZM188 199H189V198H187V200H188ZM259 199H260V198H259ZM195 200H196V199H195ZM260 200H261V199H260ZM238 201H239V200H238ZM187 202H188V201H187ZM195 202L197 203L198 201H195ZM258 202H259V200H258ZM192 203H193V201H192ZM196 203H195V204H196ZM260 203H261V202H259V204H260ZM193 204H194V203H193ZM195 204H194V205H195ZM191 205H192V204H191ZM193 207H194V206H193ZM199 207H200V206H199ZM203 207H204V206H203ZM196 208H197V209H195V208H194V209L197 210V211H198L200 208H201V210H202V206H201L200 208H198V207H196ZM259 208H260V207H259ZM192 210H193V209H192ZM197 214H198V216H200L201 214H202V216H203L204 212H201V213H200V210H199V211L197 212ZM232 216H233V215H232ZM235 217H236V216H235ZM200 218H202V217H200ZM233 219H234V218H233ZM55 243H56V241H55ZM55 243H53V244H55ZM54 247H55V246H54Z\"/></svg>", "mask_w": 264, "mask_h": 264}, {"label": "clouds", "instance_id": "clouds-1", "mask_svg": "<svg viewBox=\"0 0 264 264\" xmlns=\"http://www.w3.org/2000/svg\"><path fill=\"white\" fill-rule=\"evenodd\" d=\"M3 116L0 118V136H11L13 133H27L37 116V109L28 95L22 96L15 103L7 102L3 107ZM237 199L241 201L251 215L258 214V192L249 188L246 193L237 191ZM246 197V199H245ZM161 250L168 248L167 239L159 242Z\"/></svg>", "mask_w": 264, "mask_h": 264}]
</instances>
